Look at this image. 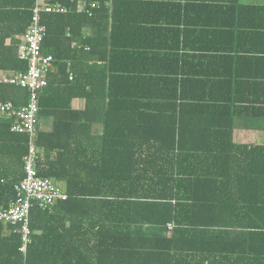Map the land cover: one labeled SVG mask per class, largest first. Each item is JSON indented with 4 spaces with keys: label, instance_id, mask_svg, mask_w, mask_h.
I'll list each match as a JSON object with an SVG mask.
<instances>
[{
    "label": "trees",
    "instance_id": "16d2710c",
    "mask_svg": "<svg viewBox=\"0 0 264 264\" xmlns=\"http://www.w3.org/2000/svg\"><path fill=\"white\" fill-rule=\"evenodd\" d=\"M38 1L0 0V71L26 70L18 44ZM48 3L65 11H39L53 66L38 92L35 168L66 197L33 203L24 251L18 225L0 220V264H264V137L237 124L264 105L229 102L241 89L226 79L244 35L264 33V5ZM0 97L19 106L29 92L2 83ZM12 122L0 116V208L28 151Z\"/></svg>",
    "mask_w": 264,
    "mask_h": 264
},
{
    "label": "built area",
    "instance_id": "2783aa9c",
    "mask_svg": "<svg viewBox=\"0 0 264 264\" xmlns=\"http://www.w3.org/2000/svg\"><path fill=\"white\" fill-rule=\"evenodd\" d=\"M95 5L94 2L91 3V7ZM41 9L47 12L65 11V8L58 3L51 4L48 0H39L37 7L34 8L31 22L21 35L18 44L19 58L26 61V70L0 71V84H14L26 88L29 92L26 103L19 106H14L11 101L2 100L0 97V116L12 118V131L28 135V151L23 157L24 176L14 185L16 198L7 207L0 208V220L19 227L21 251H24L30 242L29 212L33 203L42 209H49L56 201L66 197L50 178L39 176L35 168L37 148L34 138L39 122L38 92L46 86L47 75L53 66V57L41 51V42L45 34V26L39 22Z\"/></svg>",
    "mask_w": 264,
    "mask_h": 264
},
{
    "label": "crops",
    "instance_id": "0c3cea01",
    "mask_svg": "<svg viewBox=\"0 0 264 264\" xmlns=\"http://www.w3.org/2000/svg\"><path fill=\"white\" fill-rule=\"evenodd\" d=\"M239 2L264 5V0H239ZM242 40H245L242 45L247 49L241 48L242 50L238 52L240 53L238 55L232 52L231 60L227 61L226 65L227 88H240L239 93L242 100L228 101L264 105V50L259 51V49H264V33L260 30L251 33V35L247 33ZM231 96L227 98L233 99ZM71 107L78 110L83 109L84 100L81 98L73 99ZM240 119L237 124L243 127V131H257L258 139L264 137V126L258 123L264 121V116H248ZM51 125L52 119L50 117L40 118V129L48 130ZM56 183L59 182L56 181ZM157 264H162V262Z\"/></svg>",
    "mask_w": 264,
    "mask_h": 264
},
{
    "label": "rangeland",
    "instance_id": "374dc122",
    "mask_svg": "<svg viewBox=\"0 0 264 264\" xmlns=\"http://www.w3.org/2000/svg\"><path fill=\"white\" fill-rule=\"evenodd\" d=\"M261 126H264V121H259L258 122Z\"/></svg>",
    "mask_w": 264,
    "mask_h": 264
}]
</instances>
